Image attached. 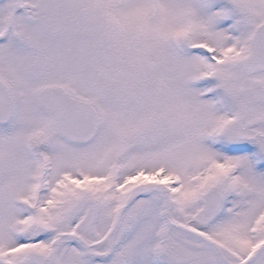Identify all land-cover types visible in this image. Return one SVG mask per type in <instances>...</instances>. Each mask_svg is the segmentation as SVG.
<instances>
[{"label": "snow or ice", "instance_id": "obj_1", "mask_svg": "<svg viewBox=\"0 0 264 264\" xmlns=\"http://www.w3.org/2000/svg\"><path fill=\"white\" fill-rule=\"evenodd\" d=\"M0 264H264V0H0Z\"/></svg>", "mask_w": 264, "mask_h": 264}]
</instances>
